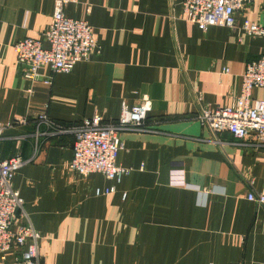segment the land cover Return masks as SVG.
I'll list each match as a JSON object with an SVG mask.
<instances>
[{"label":"crops","instance_id":"1","mask_svg":"<svg viewBox=\"0 0 264 264\" xmlns=\"http://www.w3.org/2000/svg\"><path fill=\"white\" fill-rule=\"evenodd\" d=\"M182 1L74 0L65 15L89 23L101 53L70 74L42 68L31 81L13 45L44 40L57 0H0V123L29 122L5 132L2 159L30 158L41 113L71 127L152 101L147 131L121 136L117 162L133 171L119 184L70 169L73 135L38 139L13 184L24 199L21 223L42 235L41 264H264V207L247 199L264 191V146L214 135L195 119L199 105L231 106L240 96L248 62L264 52V39L242 25L264 26V0L239 14L236 28L207 32L183 18ZM110 186L117 192L95 196ZM15 256L4 264H25Z\"/></svg>","mask_w":264,"mask_h":264},{"label":"built area","instance_id":"2","mask_svg":"<svg viewBox=\"0 0 264 264\" xmlns=\"http://www.w3.org/2000/svg\"><path fill=\"white\" fill-rule=\"evenodd\" d=\"M255 1L183 0V18L196 24L202 32H207L211 27L234 29L238 25L237 16ZM72 2L74 0H57L50 27L43 36V41L49 44L48 48L43 46V41L33 38L13 45L17 65L26 79L37 80L42 68H50L57 74H70L79 62L101 53V46L89 23L65 15L66 7ZM242 29L250 37L264 39V26L244 20ZM44 83L51 86L53 78H45ZM258 89L264 91V52L257 60L248 62L242 76L241 93L234 104L199 105L195 119L214 135L230 134L238 142L253 137L258 146H264V98L255 99L253 96ZM151 111L152 101L144 96L134 106L124 102L116 120H107L103 115L95 114L71 127L58 124L44 112L34 121V150L29 159L20 156L2 159L0 153V264L8 262L12 251L16 253L14 262L41 264L39 242L42 235L31 224L21 223L27 217L24 199L13 184L16 173L37 156L38 139L48 135H73L70 169L79 177L101 174L108 181L119 184L133 171L117 162L120 152L125 149L121 136L125 132H146V121ZM28 123L26 118L0 123V146L5 140L6 131L22 128ZM25 138L17 136L14 140ZM115 192V186L98 188L95 196L103 197ZM126 196L124 193V200ZM247 199L264 207V191H251Z\"/></svg>","mask_w":264,"mask_h":264},{"label":"rangeland","instance_id":"3","mask_svg":"<svg viewBox=\"0 0 264 264\" xmlns=\"http://www.w3.org/2000/svg\"><path fill=\"white\" fill-rule=\"evenodd\" d=\"M255 95H256L257 97L264 96V91L256 90V91H255Z\"/></svg>","mask_w":264,"mask_h":264}]
</instances>
